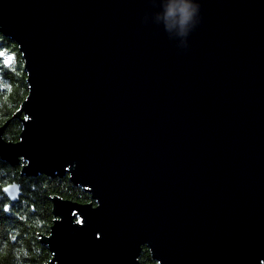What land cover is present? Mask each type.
<instances>
[{"label": "water", "instance_id": "95a60500", "mask_svg": "<svg viewBox=\"0 0 264 264\" xmlns=\"http://www.w3.org/2000/svg\"><path fill=\"white\" fill-rule=\"evenodd\" d=\"M193 2L185 38L163 0H0L28 88L0 162L92 202L47 198L49 264H264V0Z\"/></svg>", "mask_w": 264, "mask_h": 264}, {"label": "trees", "instance_id": "16d2710c", "mask_svg": "<svg viewBox=\"0 0 264 264\" xmlns=\"http://www.w3.org/2000/svg\"><path fill=\"white\" fill-rule=\"evenodd\" d=\"M27 95L26 76L17 47L0 35V127L10 120L2 137L7 144L18 142L21 124L12 118ZM20 167L11 168L0 162V264H49L51 255L36 236L49 237L53 222L49 200L57 198L81 206L92 202L67 177L21 178ZM7 185L20 187L17 204H10L2 195L1 190ZM138 263L156 264L146 248H142Z\"/></svg>", "mask_w": 264, "mask_h": 264}, {"label": "clouds", "instance_id": "9594fccd", "mask_svg": "<svg viewBox=\"0 0 264 264\" xmlns=\"http://www.w3.org/2000/svg\"><path fill=\"white\" fill-rule=\"evenodd\" d=\"M200 6L193 0H163L162 12L157 20L164 25L166 32L176 29L182 37H187L198 24ZM186 43L183 47H186Z\"/></svg>", "mask_w": 264, "mask_h": 264}, {"label": "flooded vegetation", "instance_id": "af4514ba", "mask_svg": "<svg viewBox=\"0 0 264 264\" xmlns=\"http://www.w3.org/2000/svg\"><path fill=\"white\" fill-rule=\"evenodd\" d=\"M8 186H11V185H7L6 187H8ZM6 187H4V188H6ZM4 188H3V189H4ZM3 189H2V190H3ZM2 190H1V193H2ZM2 195H3V194H2ZM3 196H4V195H3ZM5 199H6V198H5ZM6 200H7V199H6Z\"/></svg>", "mask_w": 264, "mask_h": 264}]
</instances>
